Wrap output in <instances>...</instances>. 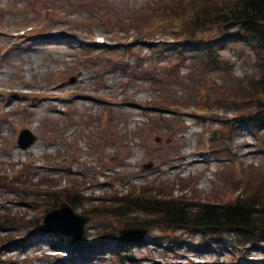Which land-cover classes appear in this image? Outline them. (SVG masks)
Here are the masks:
<instances>
[{
	"label": "rangeland",
	"instance_id": "rangeland-1",
	"mask_svg": "<svg viewBox=\"0 0 264 264\" xmlns=\"http://www.w3.org/2000/svg\"><path fill=\"white\" fill-rule=\"evenodd\" d=\"M184 2L0 0V264H264V235L177 228L152 206L264 208L261 67L243 42L218 40L216 65L178 45ZM62 201L90 216L88 246L40 226ZM131 220L148 231L123 241Z\"/></svg>",
	"mask_w": 264,
	"mask_h": 264
},
{
	"label": "trees",
	"instance_id": "trees-1",
	"mask_svg": "<svg viewBox=\"0 0 264 264\" xmlns=\"http://www.w3.org/2000/svg\"><path fill=\"white\" fill-rule=\"evenodd\" d=\"M189 5L190 18L183 28L187 36L185 45H195V52H203L204 64L220 63L216 54L218 40L243 42L255 53L261 67L258 71L260 76L257 77L259 98L255 121L264 122V0H223ZM208 31H216L217 34L214 37L206 36ZM239 200L227 205L202 204L196 213L190 211L193 204L182 199H158L152 206L162 213V219H157L161 223L213 230L227 228L228 231L248 237L264 235V208H257L261 202L255 197ZM133 223L131 220L129 225Z\"/></svg>",
	"mask_w": 264,
	"mask_h": 264
},
{
	"label": "water",
	"instance_id": "water-1",
	"mask_svg": "<svg viewBox=\"0 0 264 264\" xmlns=\"http://www.w3.org/2000/svg\"><path fill=\"white\" fill-rule=\"evenodd\" d=\"M35 140V136L30 130H23L20 136V143L23 147L30 146ZM151 163L147 165L150 167ZM64 215L69 218L66 223H62ZM62 218H59L61 217ZM87 216L74 212L67 203H62L61 207L49 212L45 218V228L51 231L67 233L74 238H80L84 232L85 224L88 222ZM147 230L140 228H130L121 231L120 238L125 240H137L145 235Z\"/></svg>",
	"mask_w": 264,
	"mask_h": 264
},
{
	"label": "bare ground",
	"instance_id": "bare-ground-1",
	"mask_svg": "<svg viewBox=\"0 0 264 264\" xmlns=\"http://www.w3.org/2000/svg\"><path fill=\"white\" fill-rule=\"evenodd\" d=\"M69 41V40H68ZM67 42V41H66ZM1 74V73H0ZM21 85H23V83L22 82H20L18 85H16V86H14L13 87V90H12V92H19L20 90H21V87L20 86ZM25 85L26 86H29L30 85V81L29 80H27L26 82H25ZM37 117V116H36ZM38 151H39V149H38ZM17 156V153L15 154V156L14 157H16ZM16 159H18V158H16ZM187 158H185V160H186ZM190 159V158H189ZM184 166H185V161L184 162H181V163H177V169H178V171L177 172H179V173H181L182 171H184ZM90 196L91 197H94L95 196V194H90ZM42 248L43 247H41L40 249L42 250ZM42 252H44V249L42 250ZM11 254V253H10ZM49 254H50V252H49Z\"/></svg>",
	"mask_w": 264,
	"mask_h": 264
}]
</instances>
